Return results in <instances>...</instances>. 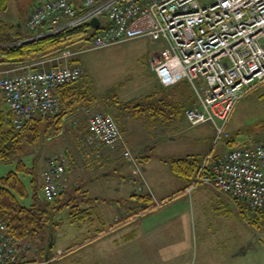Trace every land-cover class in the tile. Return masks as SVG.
Wrapping results in <instances>:
<instances>
[{
	"label": "built area",
	"instance_id": "1",
	"mask_svg": "<svg viewBox=\"0 0 264 264\" xmlns=\"http://www.w3.org/2000/svg\"><path fill=\"white\" fill-rule=\"evenodd\" d=\"M80 4L75 8L71 0H45L34 5L25 21L30 37L24 42L92 18L99 20L98 31L85 49L146 38L154 47L148 67L159 84L168 88L186 80L195 94L196 103L185 110L190 127L209 123L217 136L229 137L225 127L237 102L264 82V0H80ZM81 49H63L50 58L0 70V99L14 128L62 109L59 91L83 73L78 63H70ZM89 112L81 153L85 146H119L139 180L133 193L140 194L147 183L117 123L108 113ZM42 179L45 200L65 192V158L48 157ZM197 183L246 203L253 214L264 212V138L220 157L205 155L189 190ZM31 248L30 242L9 235L0 222V264H23L21 258Z\"/></svg>",
	"mask_w": 264,
	"mask_h": 264
},
{
	"label": "rangeland",
	"instance_id": "2",
	"mask_svg": "<svg viewBox=\"0 0 264 264\" xmlns=\"http://www.w3.org/2000/svg\"><path fill=\"white\" fill-rule=\"evenodd\" d=\"M34 1L37 0H8L6 10L0 12V21L17 22L19 16L25 15ZM18 5H20V9H18ZM101 21L102 24L106 23L104 19ZM24 22L23 20L22 32L28 34ZM83 46L77 56L83 73L77 82L87 84L91 88V94L93 93L99 98L104 97L106 91H111V94L107 93V96L112 101L123 102L132 99L134 101V98L141 97L149 91L147 61L154 51L149 40L146 38L132 39L104 48L89 50ZM131 107L133 108V106ZM88 109L90 112L108 113L103 107L86 108L83 112L84 115L78 120L82 124L87 121L85 112ZM132 110L134 108L130 111ZM108 114L111 115V113ZM147 119L145 115L138 119L118 120L116 123L121 125L131 122L138 124V127L139 124H144L143 122ZM62 130L58 136L54 135L51 138L44 136L35 143L25 144L22 157L25 164L30 167L36 165V171L39 173L44 156L52 149L66 143L67 135L64 131L71 130L68 125L65 126V123ZM225 132L229 137L217 136L215 132L211 133L207 125L187 127L185 123L179 126L178 131H169L174 134H170L163 140L166 143L154 144L144 154L157 158L160 155L170 154L167 149H173L172 153L177 156L195 151V155L204 157L207 154L215 156L231 150L229 141H232L231 143L237 147L255 144L264 138V82L239 99L226 124ZM212 134L213 138H210ZM196 137L199 138V142L193 143L192 139ZM185 144L186 146H184ZM15 167L16 161L0 162V176L14 170ZM21 176L26 186L29 187L30 176ZM173 178L179 182L178 179ZM29 197L21 201L25 205H29L31 202ZM68 197L69 195L64 200ZM195 199L194 201L193 198L191 203L187 199L186 204L187 207L189 206L187 213L183 212L184 214L175 219L164 221L162 215L145 217L142 222L143 233L138 234L131 243L123 242L117 237H114L117 238L114 243L109 242L108 239L97 243L91 249L93 262L98 260L97 264H242L237 262L238 259L233 260L223 256L222 253L225 251L221 248L227 249L225 247H241L249 253L256 254L258 258L262 254L264 256V220L259 227H254L250 223L252 213L245 203L237 204L230 199L226 210L218 213L214 209V202L198 197V195L195 196ZM70 210V206L64 207V213L69 214ZM136 225L135 223L131 225L130 230L133 227L135 229ZM64 227L63 225L56 231H66ZM53 230L54 228L49 229L52 237ZM81 235L83 238L84 233L74 236L63 234L56 239L54 246L62 247L70 241H79L82 239ZM36 242H38L37 239ZM211 247L215 250L210 251L209 254L203 251L204 248L210 249ZM252 263L254 264V259H251V262L248 260L247 264Z\"/></svg>",
	"mask_w": 264,
	"mask_h": 264
},
{
	"label": "crops",
	"instance_id": "3",
	"mask_svg": "<svg viewBox=\"0 0 264 264\" xmlns=\"http://www.w3.org/2000/svg\"><path fill=\"white\" fill-rule=\"evenodd\" d=\"M43 1L45 0H37L31 3V5H37ZM48 67H51V65H48ZM147 69L150 80L149 91L138 98L150 94L161 86L155 74L148 66ZM61 90L63 91V88ZM72 95V92H67L64 97H69L68 99H70L73 98ZM84 108L86 109V107L81 105L65 117V126L67 127L68 125L71 130L69 132L64 131L67 135L66 143L52 149V151L44 156L38 175L42 182V174L47 168L48 157H64L67 162L68 174L65 191H69L67 195H69V198H72L71 202L73 205L77 204L81 209H87V215H85L87 217L84 221H73L68 213H64V208H62L55 218L60 223L50 227L54 228L52 232L54 233L53 237L50 236L51 232H49L50 228H48L37 239L38 242H36V239L30 240L32 249L22 256L24 264H85V261H87V264H97L98 260L97 262H93L91 254V249L97 243H101L106 239L114 243L117 241V238L122 239L123 242L131 243L138 234L143 233L142 222L145 217L162 215V220L164 221L175 219L177 216L187 213V209L189 208L186 204L187 199L191 203L193 198L194 201L196 200V195L214 202V209L218 213L226 210L229 204L228 200L232 199L230 196L216 191L209 185L200 183L194 185L189 190L192 182L188 183L185 179L174 176L168 164L159 159L160 156L180 157L195 155V151L177 156V154L172 153L173 149H167L170 151V154L166 156L160 155L157 158L144 154L149 147H153L154 144H160L170 134H174L169 133V131L176 132L179 130L178 127L175 128L176 126L173 125L169 129L160 124L152 126L145 120L144 124H139L138 127V124L129 122L122 129L119 128L127 146L135 157L139 159L140 167L148 186L140 194L150 195L152 203L155 206L152 209L140 212V204L132 198L133 191L137 188L139 180L133 171L128 168L129 166L122 157L121 148L119 146L112 148L106 146H85L83 153H81L80 140L86 133L87 121L82 124L78 120L84 115ZM186 125L189 127L187 122ZM203 125H207L211 133L215 132L213 126L209 123L198 126ZM140 126L142 127L140 128ZM60 133L55 136H58ZM210 138H213V134ZM192 141L193 143L199 142V138H193ZM225 152L215 155V157H220ZM144 156H147V158H144ZM173 177L178 179L179 182L173 180ZM177 191H180V193L174 196V193ZM134 223L137 224L135 229L133 227L130 230L131 225ZM63 225L66 231H56ZM99 231L102 232L99 233ZM82 233H84L83 238L81 235L80 238L82 239L79 241H70L62 247L54 246L56 239L63 234L74 236ZM115 233L117 234L115 235ZM212 248H204L203 251L209 254L210 251L215 250ZM225 248L227 249L221 248V250L225 251V253H222L223 256L230 257L233 260L238 259L237 262L239 263L247 264L248 260L251 262V259H254V264H264L263 254V258L262 256L258 258L256 254L249 253L241 247ZM226 262L228 263V260Z\"/></svg>",
	"mask_w": 264,
	"mask_h": 264
},
{
	"label": "trees",
	"instance_id": "4",
	"mask_svg": "<svg viewBox=\"0 0 264 264\" xmlns=\"http://www.w3.org/2000/svg\"><path fill=\"white\" fill-rule=\"evenodd\" d=\"M7 1L0 0V12L6 10ZM71 2L75 8H80V0H71ZM33 6H29L27 13L19 16L15 23L0 21V69H8L41 58H50L67 48L81 49L84 44L88 45V42L98 31L88 23H84L58 34L23 42L29 35L22 32V22L26 20V15ZM18 9H20V5H18ZM70 63H79V60L75 58L70 60ZM59 92L62 109L57 114L34 118L21 129L14 128L8 121L10 112L0 99V162L16 161L14 170L0 176V222L5 224L6 232L19 241L31 243L30 240L38 239L48 228L58 225L60 221L55 220L56 215L65 206H70L71 220L84 221L87 217L85 216L87 209H81L77 204L73 205L72 198L68 197L64 200L69 191L63 192L53 201H47L42 197L43 181L40 182L36 165L27 166L22 159L25 144H32L44 136L51 138L60 133L65 123V117L81 105L86 108L103 107L108 113H111L115 122L126 121L130 118L138 119L146 115L148 124L152 126L160 124L169 129L172 125L179 128L185 124V110L196 103L195 94L186 80L168 88L159 86L157 90L142 98L134 99V101H132L133 99L123 102L112 101L107 96V93L109 94L111 91H106L105 98L102 96V98H97L98 96L91 94V88L87 84H80L77 81L64 86L63 91ZM67 92H72L73 98H65ZM131 106L134 108L132 111H130L133 109ZM124 125L125 123H122L118 127L122 129ZM231 142L229 141V148L239 147ZM136 159L139 162V159ZM159 159L168 164L174 176L191 183L204 157L199 155L160 156ZM21 175L30 176L29 187L26 186ZM179 193L180 191L175 192L174 196ZM28 196H30L31 202L29 205H25L21 200ZM132 198L140 204V212L155 207L150 195L133 193ZM263 220L264 212L252 213L250 223L254 227H259Z\"/></svg>",
	"mask_w": 264,
	"mask_h": 264
},
{
	"label": "water",
	"instance_id": "5",
	"mask_svg": "<svg viewBox=\"0 0 264 264\" xmlns=\"http://www.w3.org/2000/svg\"><path fill=\"white\" fill-rule=\"evenodd\" d=\"M88 24L93 27V28H97L99 25V20L97 18H92Z\"/></svg>",
	"mask_w": 264,
	"mask_h": 264
}]
</instances>
